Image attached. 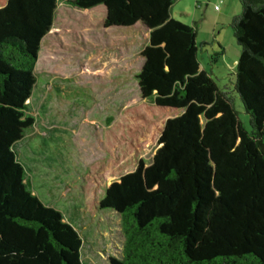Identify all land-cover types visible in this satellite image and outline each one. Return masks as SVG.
<instances>
[{
    "label": "trees",
    "instance_id": "1",
    "mask_svg": "<svg viewBox=\"0 0 264 264\" xmlns=\"http://www.w3.org/2000/svg\"><path fill=\"white\" fill-rule=\"evenodd\" d=\"M59 1L102 6L105 27L149 29L136 75L143 101L104 132L116 179L97 207L119 214L124 236L110 264H264V0H240L231 20L250 130L200 68L197 28L172 17L176 0H0V264H89L82 237L32 192L14 149L35 121L33 71Z\"/></svg>",
    "mask_w": 264,
    "mask_h": 264
},
{
    "label": "rangeland",
    "instance_id": "2",
    "mask_svg": "<svg viewBox=\"0 0 264 264\" xmlns=\"http://www.w3.org/2000/svg\"><path fill=\"white\" fill-rule=\"evenodd\" d=\"M241 9L240 0H176L170 8L175 19L197 28L201 69L229 92L239 120L250 130V116L235 90L241 46L231 20ZM103 21L102 6L78 9L59 1L33 71L27 114L35 121L14 145L30 189L78 231L81 258L89 264L122 257L121 218L97 207L116 179L104 132L126 107L143 101L136 75L149 37L141 22L105 27ZM157 147L145 145V165Z\"/></svg>",
    "mask_w": 264,
    "mask_h": 264
},
{
    "label": "crops",
    "instance_id": "3",
    "mask_svg": "<svg viewBox=\"0 0 264 264\" xmlns=\"http://www.w3.org/2000/svg\"><path fill=\"white\" fill-rule=\"evenodd\" d=\"M227 12V11H226ZM172 15V14H171ZM172 17H173V15H172ZM141 66H142V64H141ZM201 68V67H200ZM141 69V68H140ZM140 71V70H139Z\"/></svg>",
    "mask_w": 264,
    "mask_h": 264
}]
</instances>
